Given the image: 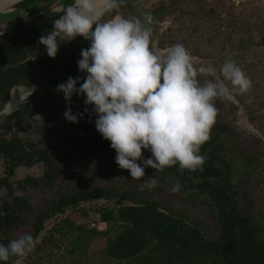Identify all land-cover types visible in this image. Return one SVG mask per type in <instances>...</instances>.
<instances>
[{"label":"rangeland","instance_id":"1","mask_svg":"<svg viewBox=\"0 0 264 264\" xmlns=\"http://www.w3.org/2000/svg\"><path fill=\"white\" fill-rule=\"evenodd\" d=\"M136 2V7L144 13H151V16L153 10L162 9V17L152 26V40L155 43L158 39L161 44L159 50H156L154 43L153 48L163 56L170 46L181 44L192 58L199 84L223 82L230 89L229 82L223 80L219 71L220 65L229 59L235 61L252 81V87L246 93L230 91L217 96L213 102L217 109V124L225 127L226 159L232 166L230 170L224 165L220 166L223 173H227L224 187L230 196L233 194L237 198L241 207H246L245 210L264 222V4L251 0L239 7L231 6L229 0ZM67 108L73 114H83L77 123L83 122L85 115L93 113L92 106L84 104V97L71 102ZM73 124L67 122L63 114L50 123L44 122L43 117L37 114L26 125L24 123L17 127L15 132L24 143L37 146L33 149L39 147L53 153L57 148L62 151L69 149L67 133ZM8 128V120L0 123V134ZM85 131L89 133L88 129ZM63 153L68 157H62L58 163L52 164L54 171L51 172L58 173V177L50 188L22 184L28 178H41L43 167L38 163L28 168H17L9 179L13 191L25 197L29 204L22 220L25 228H21L18 234L29 228V224L55 196L74 193L78 189L109 188L129 193L134 199L157 203L164 211H179L188 224H202L203 232L208 237L215 239L219 236L216 213L223 206L222 202L210 208L201 200L199 188L186 191L180 187L178 192H172L171 188L179 180L165 169L156 171L146 168L145 176L135 180L126 170L118 168L114 162L115 151L111 148L91 158L83 157L77 149ZM149 156L150 152L142 149L141 159ZM3 170L0 161V179L4 177ZM150 176L156 180V186L152 189L141 188L142 180ZM6 192L0 187V206L7 200ZM130 204V201L102 199L80 202L74 209H67L64 214L46 221L32 250L18 256L14 264H115L105 263L101 257L106 243L104 238L93 239L88 251L80 253L70 245L73 234L62 237L54 229L61 231L67 223L85 225L87 229L95 225L99 231H109L112 236V224L99 223L94 211L100 207L116 209ZM81 211L87 215L82 217Z\"/></svg>","mask_w":264,"mask_h":264},{"label":"clouds","instance_id":"2","mask_svg":"<svg viewBox=\"0 0 264 264\" xmlns=\"http://www.w3.org/2000/svg\"><path fill=\"white\" fill-rule=\"evenodd\" d=\"M123 2L106 0V7L115 9ZM57 12L63 15L52 22L50 32L38 38L47 57L55 58L58 42H70L77 36L88 41L89 47L81 49L77 61L78 72L86 74L83 82L69 76L55 91L62 93L66 104L74 93L83 95L84 104L92 106L96 116V132L115 151L118 168L135 180L145 176L146 168H201L205 156L200 147L209 140L217 116L214 99L230 91L246 93L252 87L241 67L231 59L220 65V74L230 89L223 82L201 85L192 58L181 44L170 46L163 56L152 49L150 14L141 19L117 13L102 21L94 0H71ZM30 60H35L34 54L23 63ZM82 115L67 107L63 113L70 123H77ZM142 149L150 152L148 158L141 159ZM155 186L152 176L142 180L141 188ZM180 187L177 181L171 191L178 192ZM33 244L27 233L7 245L0 244V264L31 251Z\"/></svg>","mask_w":264,"mask_h":264},{"label":"flooded vegetation","instance_id":"3","mask_svg":"<svg viewBox=\"0 0 264 264\" xmlns=\"http://www.w3.org/2000/svg\"><path fill=\"white\" fill-rule=\"evenodd\" d=\"M70 3L71 0H28L16 6V12H18L17 17L15 18L16 20H7V22L0 23V70L6 67L5 70L0 71V76L8 79L7 86H5L4 83L0 86V123L2 124L3 121L8 120V124L10 126V128L2 131L0 134V161H2V166L4 167V177L0 179V187H3L7 191V200L0 206V225L4 224V221H2L3 216L6 215L9 209H13L15 211L14 214L19 216L18 223L16 222L9 224L11 226L8 229H0V241L3 240L6 243H9L10 240L16 239L21 235L26 233L28 234L32 230V225L36 224L39 217L44 216L47 210L52 207L55 202H57V199L64 196L74 195L81 190L78 189L75 190L74 193L55 196L53 199H51L44 211L37 215L34 221L29 224V228L26 230L23 229V231L18 234L21 228H25V223H23L22 220L24 211L29 208V204L25 197L18 195L13 191L12 185L8 183L9 179L14 176L15 170L17 168H28L34 163H38L43 167L41 178H38L37 180L28 178L25 179L22 184L35 188L39 186L50 188L53 184V181L58 177V173L53 174L51 172L54 171L52 164L54 162L58 163L60 160L57 161L56 159H52V161L48 162V164L38 156H27L30 152H32V148H37V146H33L27 142L24 143L20 137L16 135L15 129L24 123L26 125V123L30 122L31 119L34 116L36 117L37 114L43 117L44 122L50 123L62 115L64 109L69 106L71 102L83 97V95L78 97L74 93L71 101L66 104L62 93H57L55 89L58 84L66 82L69 76L73 77L74 79L79 77L80 83L83 82L84 76L86 74L78 72L77 61L80 59L81 49L88 48L89 42L78 36L72 41L58 46L57 54L55 58L52 59L47 57L44 47L38 44V38L41 35L50 32L52 29V22L63 15V12H55L62 5L66 6ZM136 4V0H124V2L120 4L118 8L111 10L106 8L102 12L101 19L102 21L108 20L117 13L125 18L137 17L142 19L143 14L145 13L136 7ZM161 10L162 9L152 11L153 23L150 25L151 29L153 24L157 22L156 20L162 17L160 15ZM147 14L151 15V13ZM15 16L16 15H14V17ZM153 38L154 37L152 33V49L154 51L159 50L160 47L158 48V46L161 44V42L157 39V41L154 43L152 40ZM153 43L155 44L156 50L153 48ZM32 54L35 55V60L27 61L24 64L23 60ZM18 87H23L32 91L27 97H19L22 102L16 109L10 110V93L13 89ZM77 87H79V84H77ZM13 102H18V100L16 99ZM19 111L23 113V119L18 122L16 116ZM47 119L49 121H47ZM95 119L96 116L94 113L90 115L87 114L85 117H83V122L74 123L71 125L72 127L70 126L71 128L68 129L67 133L69 137V151L66 150L67 152L77 149L83 157L91 158L93 155H100L109 150V142L104 140L95 130ZM217 123L218 119H215V123L210 130L211 134H213V131H215L214 126H222ZM85 129H88L89 133H87ZM13 140H19L23 146V152L21 156H18V161H14L12 158L7 157V153L13 146ZM209 141L210 139L208 142ZM91 149H97L98 151L96 150L93 152ZM207 150H209V147L205 146V151ZM38 151H41L45 156L52 154L39 147ZM56 151L60 152V154H64L63 152H66L59 148H57ZM64 156L66 157V155ZM221 156L224 162L222 161ZM221 156L215 155V159L211 164L213 169L211 170L209 177L200 180V182L195 181L191 187L187 185H181V187L186 191L188 189L199 188L201 191V200H203L204 204L210 208L222 202L223 206L220 207L216 213V225L218 226V233L221 232V227L219 225H222V223L226 224L232 221L234 218L237 219L239 215L241 218L245 219L253 218L254 223L256 225H261L264 229V222L257 220L254 214L248 210H245L246 207H241L237 201V198L233 196V194L230 196L231 194L224 187L226 184L227 173H223V170L220 166L223 167L224 165L225 168H228L229 170L232 169L231 163L228 161V159H226V143L222 149ZM164 169L167 171V168ZM172 176L176 177L174 174H172ZM48 181H50L51 184L48 183ZM221 189L224 191V194H222ZM5 207L7 210L4 212L3 209ZM46 221L48 220L46 219L44 221L43 226ZM262 233H264L263 230ZM13 234L15 235L13 236Z\"/></svg>","mask_w":264,"mask_h":264},{"label":"trees","instance_id":"4","mask_svg":"<svg viewBox=\"0 0 264 264\" xmlns=\"http://www.w3.org/2000/svg\"><path fill=\"white\" fill-rule=\"evenodd\" d=\"M0 78V86L3 83L7 86L8 79L3 76ZM16 118L19 122L23 119V113L19 111ZM49 120L47 119V121ZM214 129L213 134L210 132V141L205 142L200 147V154L205 156L201 168L196 171H188L179 170L178 165L166 167L167 171L176 176L175 178L179 180L180 185L191 187L195 181L200 182V180L209 177L213 169L212 161L215 159V155L221 156L226 143L225 127L214 126ZM13 146L7 153V157L18 161V156L22 155L23 146L19 140H13ZM205 146H208L209 150L205 151ZM31 151L27 156H38L46 163L51 162L52 159L59 161L62 157L66 158L64 154H60L58 151L48 156H45L38 149L32 148ZM222 161L224 162L223 158ZM221 192L224 194L222 189ZM86 199L105 201L116 199L132 202L128 206H121L116 209L100 207L94 211L98 215L99 223L112 224L114 227L112 236L109 231H99L95 225L93 228L87 229L85 225L76 226L67 223V226L62 229L63 232L54 229V231L58 230L62 237L73 234L74 239L70 245L75 252L78 250L80 253L88 251L93 239L104 238L106 243L101 251V257L105 263L264 264V233H262L264 229L261 225H256L253 218H247V220L241 218L240 215L237 219L232 217L234 218L232 221L219 225L221 232L217 238L212 239L204 234L202 224H188L183 213L179 211H164L157 203L145 199H134L129 193L109 188L80 190L74 195L60 197L43 217L37 219L36 224L32 225V230L28 234L33 237L35 242L43 230V223L46 219L49 220L56 215L64 214L67 209H74ZM6 210L5 207L3 211ZM14 212L13 209H9L6 217L3 216L2 221L6 225H0V229H8L11 226L9 224L19 222V216ZM81 215L85 217L87 213L81 211ZM0 244L7 245L8 243L1 240ZM17 258L18 256L10 257L6 264H14Z\"/></svg>","mask_w":264,"mask_h":264},{"label":"water","instance_id":"5","mask_svg":"<svg viewBox=\"0 0 264 264\" xmlns=\"http://www.w3.org/2000/svg\"><path fill=\"white\" fill-rule=\"evenodd\" d=\"M28 0H0V23L7 22V20H16L15 18L18 15L16 6L22 4L23 2ZM95 7L99 12H103L106 7V0H94ZM14 15H16L14 17ZM78 37V36H77ZM75 37V38H77ZM68 42H58V46L64 45ZM32 90L25 89L23 87L15 88L10 93V102L9 107L10 110H14L18 107V105L22 102L19 97H27ZM18 100V102H13L14 100Z\"/></svg>","mask_w":264,"mask_h":264},{"label":"built area","instance_id":"6","mask_svg":"<svg viewBox=\"0 0 264 264\" xmlns=\"http://www.w3.org/2000/svg\"><path fill=\"white\" fill-rule=\"evenodd\" d=\"M248 0H229V4L233 7H239L243 4H245ZM254 2H258V3H263L264 4V0H251Z\"/></svg>","mask_w":264,"mask_h":264}]
</instances>
